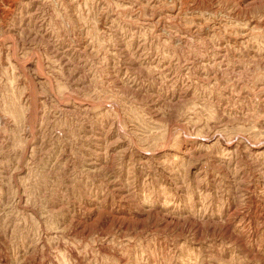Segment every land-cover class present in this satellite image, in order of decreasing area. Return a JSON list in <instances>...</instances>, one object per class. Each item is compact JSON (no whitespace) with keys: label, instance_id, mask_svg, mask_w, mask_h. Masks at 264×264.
Segmentation results:
<instances>
[{"label":"rangeland","instance_id":"obj_1","mask_svg":"<svg viewBox=\"0 0 264 264\" xmlns=\"http://www.w3.org/2000/svg\"><path fill=\"white\" fill-rule=\"evenodd\" d=\"M263 87L264 0H0V264H264Z\"/></svg>","mask_w":264,"mask_h":264},{"label":"bare ground","instance_id":"obj_2","mask_svg":"<svg viewBox=\"0 0 264 264\" xmlns=\"http://www.w3.org/2000/svg\"><path fill=\"white\" fill-rule=\"evenodd\" d=\"M142 7V6H141ZM7 10V9H6ZM264 88V87H263Z\"/></svg>","mask_w":264,"mask_h":264}]
</instances>
